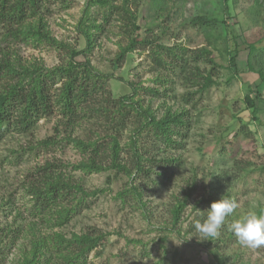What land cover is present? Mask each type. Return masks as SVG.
<instances>
[{
  "label": "rangeland",
  "instance_id": "rangeland-1",
  "mask_svg": "<svg viewBox=\"0 0 264 264\" xmlns=\"http://www.w3.org/2000/svg\"><path fill=\"white\" fill-rule=\"evenodd\" d=\"M86 1H48L44 13L57 40L77 48L84 46L77 25L84 18ZM133 2L128 0V6ZM113 3L122 2L114 0ZM88 9L89 17L96 24H106L105 30H97L94 35L89 59L93 67L110 76L107 82L112 97L130 95L140 107L149 108L156 118L169 110L183 114L186 122L179 126L178 134L171 135L174 142L164 147L150 128L137 131L139 122H135L134 111H129L125 115L127 126L115 133L120 145L118 158L120 162H130L133 157L130 144L135 140L139 153L144 156V169L148 170L131 177L122 172L116 174L114 169L89 173L73 169L81 154L66 143L64 132L56 135L59 115L39 119L30 134L8 132L0 140V226H11L8 236L15 237L18 233L21 237L17 238L16 247L6 252L9 254L2 264L19 258L21 247H30L31 234L37 237L60 231L69 237L71 233L88 230L103 237L86 254L85 264H216V260L221 264H264V247L250 249L240 245L229 227L232 220L253 208L264 211V82L249 70L248 49L240 38L244 36L246 41H253L259 37L261 28L251 16L254 3L251 0H228L227 4L224 0H177L174 5L168 2L158 15L151 0H141L135 9L136 24L151 42L145 49L138 46L127 53L118 65L112 62L119 45L125 44L118 34L121 21L114 14L105 23L103 7L93 5ZM106 14L108 17L109 13ZM203 15L218 21L209 25L192 21ZM258 16L263 17L255 12L256 19ZM222 19L226 26L235 27L239 35L236 39L225 29ZM90 24L88 21L87 25ZM173 46H179L174 49L177 54L181 52L180 46L185 47L186 53L205 46L212 50L213 62L207 63L201 57L197 61L187 59L180 72L178 67L172 68L178 63L168 52ZM14 48L22 58L41 59L47 67L61 62V52L52 46L18 43ZM230 57H234L231 66ZM260 64L258 61L254 66ZM209 71L214 83L202 90V74ZM247 95L256 108L254 117L253 108L245 100ZM97 127L95 121L83 120L73 136L84 140ZM47 137L60 142L48 146L37 144ZM46 161L66 164L61 169L85 191L93 192L84 196L85 204L62 226L55 218L42 222L53 214L37 213V217L32 213V199L25 194L32 171ZM124 189V195L119 196ZM174 195L185 197L176 226L171 225L169 211ZM221 195L236 200L239 207L227 219L218 237L201 240L192 221L194 218L202 221L203 217L197 213L208 209L210 204L205 200L197 202L203 197L218 200ZM8 199L13 203L11 213H7ZM31 223L36 224L34 229H29ZM16 227L18 232L13 231ZM179 239L182 242L176 243Z\"/></svg>",
  "mask_w": 264,
  "mask_h": 264
},
{
  "label": "trees",
  "instance_id": "trees-1",
  "mask_svg": "<svg viewBox=\"0 0 264 264\" xmlns=\"http://www.w3.org/2000/svg\"><path fill=\"white\" fill-rule=\"evenodd\" d=\"M48 1L0 0V140L12 131L21 135L30 134L36 128L39 119L49 118L55 114L59 115L57 122L59 129L56 127V135H59L61 131L64 132L66 143L71 144L81 154V160L72 165L73 169L83 173L114 169L116 174L122 172L127 177L148 171L144 169L142 163L144 156L139 153L135 140L130 144L133 150L130 162L119 161L120 145L116 134L127 126L125 115L131 110L134 111L135 122H139L137 131L150 128L154 138L167 147L174 142L171 135L178 134L179 126L186 122L182 118L183 114L170 113L168 110L156 118L149 108L140 107L130 95L112 97L107 82L110 76L93 67L89 59L91 47L95 42L94 35L100 29L105 30L106 25L100 26L89 17L88 8L93 5L103 7L105 23L109 18L114 17V14H117L118 20L121 21L118 34L124 38L125 44L119 45L112 63L118 65L123 62L127 53L138 46L145 49L150 44L149 38L141 34V28L136 24L135 9L141 0H134L133 8L132 5L128 6V0H121L120 5L114 4V0H87L84 18L81 17L77 25L79 35L84 41L82 48L57 40L52 35L44 13ZM176 1L151 0L158 15L166 9L168 2L174 5ZM251 1L255 6L251 16L255 22L257 21L261 32L253 41H246L244 36L240 38L248 49L249 70L256 72L260 81L264 82V0ZM227 2L228 0H224V4ZM255 12L257 15L262 14L263 17L259 19L258 16L259 20L256 19ZM88 21L91 22L89 26ZM192 21L209 25L218 20L203 15L193 18ZM221 21L225 24V20ZM92 27L94 30H91ZM225 29H228L234 39L239 36L232 24L228 26L225 24ZM18 43L32 47L52 46L61 52V62L47 67L41 59L22 58L14 48ZM173 47L168 48V52L173 54L178 63H175L172 68L178 67L180 72L185 68L187 59L195 58L197 61L201 57L207 63L213 62L212 50L205 46L196 51L191 50L192 55L186 53L183 46H180L181 52L177 54L174 49L179 46ZM197 51L198 53L194 55ZM258 61L261 62L260 66H254V63ZM231 64H234V57L229 58V66ZM212 77L213 74L210 71L202 74L200 85L202 90L214 83ZM245 100L248 107L253 108L252 116L254 117L256 108H254L253 100L248 95ZM125 107H129V110ZM83 120L86 122L93 120L98 125L96 129H93V134L87 135L88 137L84 140L73 136L74 130ZM91 129L89 127L88 130L91 132ZM59 142L56 138L47 137L37 144L48 146L59 144ZM157 149L162 147L157 146ZM17 158H20V154H17ZM62 166L66 167V164L46 161L38 170L32 171L25 191V194L33 201L32 213H36L37 217L38 214H53L52 217L41 221L48 222L55 218L54 221L59 226L67 223L85 204L86 194L93 195V192L85 191L70 174L63 171ZM132 190L140 197L136 187ZM125 191V189L120 191L118 195L123 196ZM187 192L188 190L185 191L186 194ZM174 199L169 210L172 226L177 225L185 205V197L174 195ZM202 200L211 204L217 199L203 197L197 203ZM12 204V200L8 199L7 213H11ZM35 225L31 223L29 229H34ZM14 230L18 232L17 227L13 228ZM10 231H12L11 226L7 224L0 226V264L5 262L9 254L6 252L15 248L17 238L21 237L18 233L15 237L8 236ZM102 237V234L91 230L71 233L69 237L60 231L37 237L31 234L28 237L30 247L19 248L21 251L19 258L10 264H85L86 254L100 243L99 240ZM216 261V264H221L219 260Z\"/></svg>",
  "mask_w": 264,
  "mask_h": 264
},
{
  "label": "clouds",
  "instance_id": "clouds-1",
  "mask_svg": "<svg viewBox=\"0 0 264 264\" xmlns=\"http://www.w3.org/2000/svg\"><path fill=\"white\" fill-rule=\"evenodd\" d=\"M238 207L236 200L221 195L218 200L211 202L208 209L204 211L198 209L197 215L203 219L201 221L194 218L192 227L200 235L201 240L216 238L227 219L236 212ZM229 227L240 245L250 249L264 247V211L257 212L253 208L232 220ZM182 240L179 239L175 242L181 243Z\"/></svg>",
  "mask_w": 264,
  "mask_h": 264
}]
</instances>
